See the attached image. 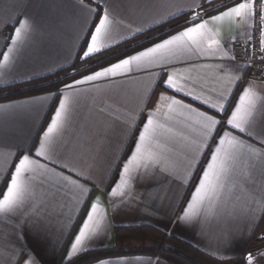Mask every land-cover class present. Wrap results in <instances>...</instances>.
Returning <instances> with one entry per match:
<instances>
[{"label":"crops","instance_id":"crops-1","mask_svg":"<svg viewBox=\"0 0 264 264\" xmlns=\"http://www.w3.org/2000/svg\"><path fill=\"white\" fill-rule=\"evenodd\" d=\"M83 2L95 9L98 0ZM194 3L200 4L197 11L203 10L207 15L217 14V10L225 3L231 6L229 0H108L113 14L122 22L110 25V37L104 41L106 49L157 27L153 21L160 16L177 13L175 17L168 16L169 21L184 15L179 12L180 9L185 10V14L192 15L189 8ZM79 4L80 0H0V87L40 79L65 69L76 61L80 44L76 36L87 16L86 10L80 9ZM28 17L35 21V31L30 35H22L14 44L11 37L14 36L15 28L19 27L18 20ZM91 23L90 19L89 27ZM223 23L221 43L234 38L228 45L229 51L234 52L237 44L248 43L245 36L251 33L253 20H249L247 24L243 20L238 24L227 20ZM136 28L148 30L132 34V30ZM3 53H7V60ZM213 63L215 61L198 60L193 56L190 64L195 65V69L188 64L180 65L177 76L190 74L198 85L203 84L205 88L219 90L220 85L204 76L203 70ZM231 63L236 66L244 65L237 61ZM158 71V68L148 71L134 69L128 78L101 79L77 86L79 95L68 93L70 98L67 103L61 156L90 174L87 187L92 189L91 202L99 201L94 221L101 226L105 223L107 225V235L103 243L97 242L93 251L116 246L115 228L118 226L147 225L186 241L216 259L241 257L264 220L260 203L264 198V160L248 152H244L236 162L227 182V211L206 201L203 210H196L200 222L194 226L178 223L179 213L174 211L181 199L188 198L192 185L185 187L172 176L149 169L138 183L121 184L117 189L118 195L109 196V192L115 187L112 181L117 179L116 173L119 171L116 162L127 154L125 145L131 147L134 135L125 121L142 107L141 97L145 96L152 84V73ZM236 74L241 75L245 82H253L255 95L251 100L258 106L260 97L264 96V80L246 78V69ZM166 76L167 73L164 78ZM244 86L245 84H240V88ZM162 91L163 88L156 87L155 95L152 96L153 103ZM54 92L56 91L0 100V106H11L0 108V179H3L4 170L11 167L17 150L23 151L37 138L38 133L42 136L43 130H46L54 116V109L58 106L52 96ZM166 95L172 93L167 92ZM176 99H182L184 103L202 111L206 109V106L192 101L190 97L177 94ZM151 107L150 104L149 108ZM179 112L180 109L175 108L171 114V122H176ZM261 113H264V109H261ZM257 121L256 132L264 131V120H261L260 115L257 116ZM158 136L162 143L160 148L153 145L155 151H160L165 143H170L166 132L161 130ZM242 138L256 148L261 147L255 140ZM180 147L177 144L175 151H165L163 166L183 175L185 158ZM202 166L203 161L195 173L197 177L199 167ZM140 171L145 173L143 168ZM133 174L135 175L134 168ZM195 182L194 179L192 184ZM244 185L247 191L240 194L238 189ZM119 193L125 195L121 196ZM253 193L255 199L252 198ZM68 223L67 219H53L48 225L46 238L38 244L29 237L40 264L68 262L66 255L71 243V237L65 235ZM17 228L14 220H0V264H8L7 253L13 243H16ZM76 228H79V224ZM75 232L76 229H73L72 236ZM150 246L153 247L150 240H127L121 248L129 253L103 259L111 264H173L158 256L144 253ZM259 260L264 264V259Z\"/></svg>","mask_w":264,"mask_h":264},{"label":"snow or ice","instance_id":"snow-or-ice-1","mask_svg":"<svg viewBox=\"0 0 264 264\" xmlns=\"http://www.w3.org/2000/svg\"><path fill=\"white\" fill-rule=\"evenodd\" d=\"M229 2L231 6L225 3L215 15H207L203 10L197 11L200 4L194 3L189 8L193 14L183 21V26L170 27L164 36L154 35L147 45L88 72L90 66L87 61L106 50L104 41L110 37V25L122 21L117 20L108 0H98L95 9L80 0L79 8L86 10L87 16L76 36L80 41L77 52L80 62L86 65L84 71L88 74L64 83L61 89L52 93L58 106L54 109V116L46 130H43L42 136L38 133L37 138L23 151L17 150L11 167L4 170L3 179H0V220L11 219L18 226L16 243H13L7 253L8 264H40L29 237L37 244L43 241L53 219L69 221L65 233L67 237H71L66 255L68 264H72L73 260L79 264L80 258L91 253L97 242L103 243L107 225L105 223L101 226L94 221L99 201L91 202L92 189L87 187L90 174L61 156L67 103L70 98L68 93L79 95L77 86L101 79L128 78L134 69L148 71L158 68L159 71L152 73V84L145 96L141 97L142 107L125 121L134 135L131 147L125 145L127 154L116 162L119 171L116 173L117 179L112 181L115 187L111 189L109 196L116 197L121 184L128 185L131 182L135 185L144 178L147 170L152 169L159 174L172 176L185 187L192 185L188 198L181 199L175 206L174 211L179 213L178 223L188 226L198 224L199 213L196 210H203L206 201L227 211L225 191L236 162L244 152L264 160V131L256 132L257 116L260 115L261 120H264V113H261V109H264V96L260 97L258 106L252 103L251 98L255 95L253 82H245L241 75L236 74L250 64L236 66L231 63L236 57L234 52L229 51L228 45L234 38L221 43L223 22L227 20L238 24L243 20L247 24L249 20H253L254 31L258 32V36L248 33L245 39L253 45V49L258 47V58L264 62V0ZM179 12L185 14L183 9ZM168 16L175 17L177 13H169ZM168 16H160L153 23L159 25L168 22ZM18 23L19 27L15 28L14 36L11 37L14 44L22 35H30L36 29V23L30 17L18 20ZM176 28L180 30L177 31ZM145 30L148 29L136 28L132 30V34ZM3 56L5 60L8 59L7 53H3ZM193 56L198 60L215 61L203 71L205 78L220 85L219 90L198 85L190 74L177 76L180 65L188 64L195 69L196 66L190 64ZM253 58H256L255 53ZM72 75L75 76L76 73ZM242 83L245 86L240 88ZM156 87H161L164 91L157 95L153 103L152 96L155 95ZM167 92L172 95H166ZM177 94L190 97L192 101L206 106V109L202 111L184 103L182 99H176ZM8 107L11 106H0ZM175 108H179L180 112L173 123L171 114ZM161 130L168 134L170 143H165L163 149L155 151L153 145L160 148L162 143L158 136ZM242 137L257 141L261 147L256 148ZM177 144L181 146L180 151L185 158L183 175L163 166L165 151H175ZM201 161L203 166L199 167L197 177L195 173ZM141 168L145 169V173H141ZM194 179L196 182L192 184ZM246 191V185L238 189L240 194ZM251 195L255 199V193ZM260 203L261 211L264 212V198ZM73 229H76L74 236ZM260 239L264 240V234ZM258 256L264 257V252H248L243 264H261ZM96 264L111 262L97 258Z\"/></svg>","mask_w":264,"mask_h":264},{"label":"trees","instance_id":"trees-1","mask_svg":"<svg viewBox=\"0 0 264 264\" xmlns=\"http://www.w3.org/2000/svg\"><path fill=\"white\" fill-rule=\"evenodd\" d=\"M190 15L191 13L171 19L143 34L137 35L127 41L115 45L114 47L102 51V53L97 54L94 59L87 61V65L90 66L88 67V72L115 62L138 47L147 45L150 38L154 35L164 36L169 31L170 27L175 25L183 26V21L188 19ZM176 30H179V28H176ZM96 61H99V63ZM85 67L86 65L81 63L78 57L71 66L51 75L27 83H20L10 87H0V100L38 94L46 91H57L63 87L64 83L71 82V80L78 79L81 75L88 73L84 71ZM73 73H76V75L73 76ZM115 236L116 246L92 251L88 255L81 257L79 264H92L96 262L97 258L103 259L129 253L124 252L121 246L125 241L132 239L141 241L150 240L153 243L152 249L143 252L158 256L173 264H243L244 256H246L249 248L248 246L245 254L241 257L230 260H219L186 241L171 236L152 226H118L115 228ZM65 264H68V262ZM72 264H77L76 260H73Z\"/></svg>","mask_w":264,"mask_h":264},{"label":"built area","instance_id":"built-area-1","mask_svg":"<svg viewBox=\"0 0 264 264\" xmlns=\"http://www.w3.org/2000/svg\"><path fill=\"white\" fill-rule=\"evenodd\" d=\"M255 23L253 21V27L251 30V34L253 36H258V32L254 31ZM247 49V52L245 51ZM235 53V61L240 63H248L249 67L246 68V78L256 79V80H264V62H261L258 58L259 52L258 47L253 49L252 44H237L234 49ZM255 53V57H254Z\"/></svg>","mask_w":264,"mask_h":264},{"label":"rangeland","instance_id":"rangeland-1","mask_svg":"<svg viewBox=\"0 0 264 264\" xmlns=\"http://www.w3.org/2000/svg\"><path fill=\"white\" fill-rule=\"evenodd\" d=\"M262 234H264V220L262 222V225L260 226V229L257 231V233L252 238L249 244L248 252H253L254 254H257L258 252H264V240L260 239ZM149 248L152 249L151 246L147 247L148 250ZM258 259H264V257L258 256Z\"/></svg>","mask_w":264,"mask_h":264}]
</instances>
